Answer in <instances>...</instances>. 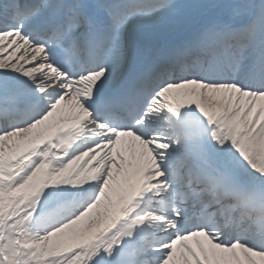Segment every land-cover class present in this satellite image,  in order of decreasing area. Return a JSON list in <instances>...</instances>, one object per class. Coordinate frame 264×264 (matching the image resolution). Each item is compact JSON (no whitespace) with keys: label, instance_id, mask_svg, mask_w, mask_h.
<instances>
[{"label":"snow or ice","instance_id":"1","mask_svg":"<svg viewBox=\"0 0 264 264\" xmlns=\"http://www.w3.org/2000/svg\"><path fill=\"white\" fill-rule=\"evenodd\" d=\"M0 264H264V0H0Z\"/></svg>","mask_w":264,"mask_h":264}]
</instances>
